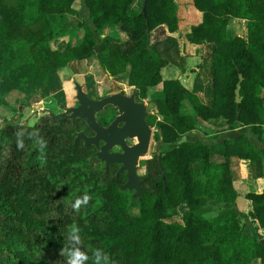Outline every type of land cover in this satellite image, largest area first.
<instances>
[{"label": "trees", "instance_id": "trees-1", "mask_svg": "<svg viewBox=\"0 0 264 264\" xmlns=\"http://www.w3.org/2000/svg\"><path fill=\"white\" fill-rule=\"evenodd\" d=\"M73 1L0 0V106L13 91L30 96L59 80V70L93 53L97 32L107 28L124 35L99 44L100 66L139 90L161 82L149 102L166 148L141 161L142 193L135 198L118 187L125 180L118 164L104 169L94 146L75 140L78 130L91 133L82 119L43 115L30 125L0 124V264H64L60 249L73 224L85 250L101 248L114 264H264V242L240 222L229 166L231 155L256 163L264 157V0H193L202 19L184 35L204 51L192 88L161 73L165 65L187 68L171 34L179 25L175 0H147L144 14L143 0H83L93 26L80 21L75 44L64 25ZM231 17L246 19V35L231 33ZM58 35L69 39L64 49L50 45ZM183 100L190 111L180 110ZM216 118L241 128L238 135L212 143L190 135L198 120ZM85 194L91 199L75 211L72 203ZM244 195L249 215L264 228V190ZM183 204L180 217L169 218Z\"/></svg>", "mask_w": 264, "mask_h": 264}, {"label": "rangeland", "instance_id": "rangeland-1", "mask_svg": "<svg viewBox=\"0 0 264 264\" xmlns=\"http://www.w3.org/2000/svg\"><path fill=\"white\" fill-rule=\"evenodd\" d=\"M185 7L188 14H190L191 22H186V16L184 12L179 10L178 17L179 27L176 30L175 35L178 41V46L180 48L181 53L186 56L187 62V74L193 75L194 78L201 68V59L203 56L204 47L203 44H198L195 46L192 43V47L190 48V41H188L187 37L184 35V32L192 23L197 22L200 19V13L194 9L192 5V0H180V2ZM136 5H139V2H136ZM181 6V7H182ZM190 10V12H189ZM187 14V13H186ZM83 30L79 28L75 35H73L72 43L79 41L81 39ZM124 34L120 32L117 35V32L114 31H103L97 32L96 34V46L94 47L93 53H91L88 57L75 60V62L70 63L65 68H61L58 72L59 80L56 78L53 82L45 85L44 87H39L35 90V93L30 96L27 94V89H18L13 91L9 96L6 97L7 104L0 106V124H8V122L18 121L20 123H27V124H34L42 115L40 113L41 108H48L51 112H59L61 109L65 107L74 106L76 104L75 96V83H82L83 88L88 94V96H96L101 92V89L107 88L110 86L112 80L114 79L109 76V74L100 66L98 61V52H99V44L106 40H118L119 37H123ZM67 40V41H66ZM69 39L66 37L65 44L63 47L67 46ZM187 56H191L190 60ZM189 60V61H188ZM177 67L172 65H165L161 68V73L163 78L167 77H177V74L180 72ZM117 80H123L126 82L124 77H117ZM161 87V82L150 86L148 89L143 90L140 86L139 94L148 102L149 110H152L154 113L155 107L152 105L150 100V93L153 90L159 89ZM114 89V88H112ZM129 88L127 87V90ZM110 90V89H107ZM105 91V89H104ZM39 111L38 114H35V111ZM182 111H190V106L186 100L181 102ZM159 118V116H158ZM157 119L151 117V124L153 127L154 132L157 131V127H155V121ZM226 123L221 118L211 119L207 123L204 122L197 123L193 130H191V134L195 137H201L205 142L212 143L213 136L215 138H220V132L216 133V131L223 130ZM214 134H217L214 135ZM154 136V137H153ZM151 138L149 149L146 153V157L150 158L153 154H158L163 151L166 147L161 146L159 140L157 139L155 133ZM95 150V147L93 151ZM143 160V159H142ZM138 165V172H142V167H140L141 161ZM101 164L103 162L99 159ZM186 208L185 204L183 206H179L177 209H174L170 212L169 218L171 219H178L182 214L183 210ZM209 213L208 215H210ZM240 216V215H239ZM241 217V216H240ZM241 224H245V221L241 217L240 219ZM263 242V240L260 238Z\"/></svg>", "mask_w": 264, "mask_h": 264}, {"label": "water", "instance_id": "water-1", "mask_svg": "<svg viewBox=\"0 0 264 264\" xmlns=\"http://www.w3.org/2000/svg\"><path fill=\"white\" fill-rule=\"evenodd\" d=\"M147 0L142 1V10L141 12L145 13V3ZM108 73V72H107ZM109 74V73H108ZM111 78L114 76L109 74ZM240 84L238 83L234 95L236 101H241V96L239 95ZM260 94L264 96V86L260 90ZM76 104L74 106L65 107L59 112H51L48 108H41L39 111L42 115H46L53 120H58L60 117L70 119L72 123L75 120L82 119L88 129L92 130L93 133L87 134L84 130H78L74 133L75 140H82L83 145L88 147L91 145L95 146V150L92 152L96 158L100 159L103 162L102 167L104 169L108 168L109 165L118 163L119 167L117 168L116 173H124L125 180L122 183H118L119 189H128L131 191V197L139 198L142 193L138 165L140 160L146 159L145 156L150 145L152 128L150 129L142 121L143 127L145 129L144 133L139 131H134L130 135H135L137 141L132 144H127L124 136L128 132V126L123 125L118 127L116 125L117 120L121 119V115L118 116L115 120L107 125H101L96 119V113L102 109L106 104H114L122 109V100L124 99L123 95L118 92H111L105 94L101 97L93 98L88 96L86 91L83 88L82 83H75V96ZM143 105V104H142ZM39 111H35L37 115ZM187 138L186 134H183L181 139L178 140V143H181ZM103 142L100 143L99 141ZM114 145H120L121 151H112ZM158 164L162 170V178L165 180L164 166L161 163V159L157 156Z\"/></svg>", "mask_w": 264, "mask_h": 264}, {"label": "crops", "instance_id": "crops-1", "mask_svg": "<svg viewBox=\"0 0 264 264\" xmlns=\"http://www.w3.org/2000/svg\"><path fill=\"white\" fill-rule=\"evenodd\" d=\"M175 2L178 5V12L179 10L181 12H184L185 14V23H190V14L185 10L186 8L182 6L180 0H175ZM192 5L197 12L200 13V19L192 24H197L198 22L201 21L202 19V11H200L194 4L192 0ZM182 6V7H181ZM190 12V10H189ZM187 13V14H186ZM67 15V21L64 22V25H66L67 30L69 31V34H74L77 32L79 28H82V26H79L80 21H84L87 24H90L91 26L92 23L89 18L88 14V8H86L84 1L83 0H74L72 5H70L69 9L66 12ZM180 21V19H179ZM245 23L246 19L245 18H237V17H231L227 23L228 29L231 31L232 34H245ZM191 24V25H192ZM190 26L186 29L188 31L190 29ZM179 27V26H178ZM108 29L105 28L104 31H107ZM178 30V29H177ZM185 31V32H186ZM176 32V31H175ZM175 32L171 33L173 36L175 35ZM184 32V34H185ZM65 39L66 36L64 35H58L52 37V40L50 41V45L53 48H63V45L65 44ZM67 41V40H66ZM189 41V40H188ZM193 42H190V48L192 47ZM195 46L198 45L197 43H194ZM188 59L190 60L191 56H187ZM188 60V61H189ZM177 77L183 82L185 86L188 88H192L193 86V81H194V76L193 75H188L187 71H180L177 74ZM204 122L207 123L208 121L205 120H198L197 123ZM223 130L216 131V133L220 132V138H215L213 136V141H221L225 137H231V136H237L238 133L240 132L241 128H236V129H229L227 128L226 125ZM217 136V134H214ZM264 137V135H263ZM251 140L257 145L260 146L261 143L255 140L254 137L251 138ZM229 166H230V171H231V177L234 183V186L238 189L239 195L236 198V208L239 212V215L243 218L245 221L244 224V230L250 233H257L259 237L263 240L264 242V228H261L258 226L257 222L253 220V218L249 215V210H250V200L245 197L244 193L250 189H254L257 191H263L264 190V157L260 160L259 163L251 161L249 158H240L238 156H233L231 155L229 157Z\"/></svg>", "mask_w": 264, "mask_h": 264}, {"label": "flooded vegetation", "instance_id": "flooded-vegetation-1", "mask_svg": "<svg viewBox=\"0 0 264 264\" xmlns=\"http://www.w3.org/2000/svg\"><path fill=\"white\" fill-rule=\"evenodd\" d=\"M112 81L113 82H111L109 87L104 88L105 91L104 89H101V92H99L98 95L90 96L93 98H97L111 92H118L124 97V99L122 100V109H119V107L114 104H106L102 109L97 111V121L101 125H107L121 115L122 118L117 120L116 125L118 127H121L124 124L128 126V132L124 136V139L127 144H132L137 141V137L135 135H130V131L131 133L134 131H139L142 134L144 133L145 129L143 127V121L147 125V127H149L150 129L152 128V138L155 133L151 124V114L153 111L149 110L148 102L140 96L139 89L133 85L128 84L123 80L119 81L115 77ZM127 87L129 88L128 90ZM91 133H93L92 130ZM99 142L102 143L103 141L100 140ZM110 150L121 151V146L114 145L112 148H110Z\"/></svg>", "mask_w": 264, "mask_h": 264}, {"label": "clouds", "instance_id": "clouds-1", "mask_svg": "<svg viewBox=\"0 0 264 264\" xmlns=\"http://www.w3.org/2000/svg\"><path fill=\"white\" fill-rule=\"evenodd\" d=\"M22 133H18L17 147L23 149L24 143L20 138ZM30 139H33L34 144H39L40 148L43 149L44 142L38 136V133L31 132L28 134ZM91 197L85 194L83 197L78 196L72 203V207L75 211H79L82 206H86ZM81 229L79 226L73 224L69 227L68 233L65 237L66 242L60 249V256L64 257V264H87L91 259L93 264H114L110 260L109 255L104 252L101 248L87 249L83 245L81 239ZM89 251H91V257L89 256Z\"/></svg>", "mask_w": 264, "mask_h": 264}]
</instances>
